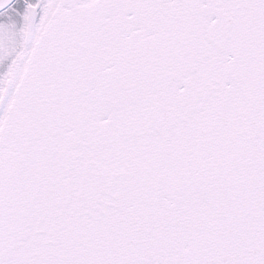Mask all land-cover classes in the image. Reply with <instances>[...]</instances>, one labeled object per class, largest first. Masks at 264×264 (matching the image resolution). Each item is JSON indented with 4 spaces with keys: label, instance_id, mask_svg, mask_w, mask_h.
Returning a JSON list of instances; mask_svg holds the SVG:
<instances>
[{
    "label": "snow or ice",
    "instance_id": "obj_1",
    "mask_svg": "<svg viewBox=\"0 0 264 264\" xmlns=\"http://www.w3.org/2000/svg\"><path fill=\"white\" fill-rule=\"evenodd\" d=\"M0 264H264V0H0Z\"/></svg>",
    "mask_w": 264,
    "mask_h": 264
}]
</instances>
